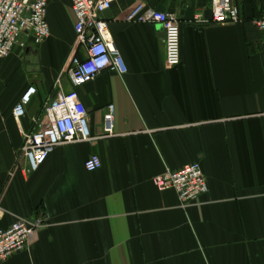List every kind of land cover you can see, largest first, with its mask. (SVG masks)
<instances>
[{
  "label": "crops",
  "instance_id": "1",
  "mask_svg": "<svg viewBox=\"0 0 264 264\" xmlns=\"http://www.w3.org/2000/svg\"><path fill=\"white\" fill-rule=\"evenodd\" d=\"M49 2L45 43L0 60V229L46 223L27 252L1 264H264V43L254 26L264 0H235L239 22L227 25L210 22L211 0H115L102 17L126 72L78 88L64 72L75 43L70 1ZM139 3L177 16L178 67L165 64L159 26L124 22ZM57 79L78 94L95 140L57 147L23 175L22 135L55 98ZM108 105L113 137L103 136ZM90 155L101 168L87 173ZM193 163L208 192L182 209L152 180Z\"/></svg>",
  "mask_w": 264,
  "mask_h": 264
},
{
  "label": "built area",
  "instance_id": "2",
  "mask_svg": "<svg viewBox=\"0 0 264 264\" xmlns=\"http://www.w3.org/2000/svg\"><path fill=\"white\" fill-rule=\"evenodd\" d=\"M50 0H0V60L14 49L39 47L50 35L47 9ZM74 14L75 43L64 65V72L74 88L94 81L102 72L124 75L126 72L120 53L109 36L108 23L103 14L115 0H69ZM235 0H211V19L215 25L239 22ZM199 21V18H196ZM127 24H155L160 27L164 40L165 64L170 68L180 65V23L175 14L149 10L137 4L124 18ZM264 43V12L254 22ZM56 96L43 106L41 119L32 121L35 128L24 133L21 157L26 165L23 175L36 172L57 147L89 143L95 140L88 129L87 114L75 90L65 91L62 81L56 80ZM35 88H28L13 108L16 120L25 115ZM114 106L108 105L103 116L104 137H113ZM101 168V160L90 155L85 160L87 173ZM159 192L174 191L182 209L195 204L208 192V185L199 163L184 166L178 171L166 172L152 180ZM46 226L45 219L17 220L6 229H0V264L14 254L29 250L33 237Z\"/></svg>",
  "mask_w": 264,
  "mask_h": 264
},
{
  "label": "water",
  "instance_id": "3",
  "mask_svg": "<svg viewBox=\"0 0 264 264\" xmlns=\"http://www.w3.org/2000/svg\"><path fill=\"white\" fill-rule=\"evenodd\" d=\"M195 9H194V3L191 1L190 6L187 8V11L185 13L184 20L185 21H191L194 15Z\"/></svg>",
  "mask_w": 264,
  "mask_h": 264
}]
</instances>
